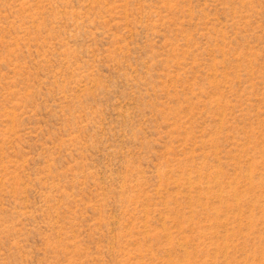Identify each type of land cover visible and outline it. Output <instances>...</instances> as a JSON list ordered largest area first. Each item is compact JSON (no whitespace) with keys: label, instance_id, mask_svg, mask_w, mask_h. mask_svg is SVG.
<instances>
[{"label":"rangeland","instance_id":"obj_1","mask_svg":"<svg viewBox=\"0 0 264 264\" xmlns=\"http://www.w3.org/2000/svg\"><path fill=\"white\" fill-rule=\"evenodd\" d=\"M0 264H264V0H0Z\"/></svg>","mask_w":264,"mask_h":264}]
</instances>
